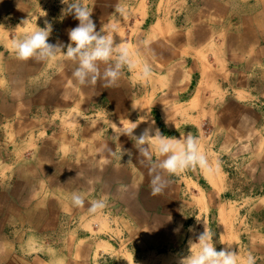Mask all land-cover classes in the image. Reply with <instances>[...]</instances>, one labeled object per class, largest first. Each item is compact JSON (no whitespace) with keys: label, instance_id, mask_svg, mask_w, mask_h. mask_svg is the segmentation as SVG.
<instances>
[{"label":"crops","instance_id":"obj_1","mask_svg":"<svg viewBox=\"0 0 264 264\" xmlns=\"http://www.w3.org/2000/svg\"><path fill=\"white\" fill-rule=\"evenodd\" d=\"M80 2L128 49L111 86L79 84L61 55H15L13 41L48 25L47 42L66 50L79 23L67 5L0 0V264H178L204 230L217 251L264 264V0ZM153 121L163 135L196 137L227 168L209 177L218 204L199 167L165 174L152 195L122 132L135 124L139 137ZM94 199L107 206L90 214Z\"/></svg>","mask_w":264,"mask_h":264},{"label":"clouds","instance_id":"obj_2","mask_svg":"<svg viewBox=\"0 0 264 264\" xmlns=\"http://www.w3.org/2000/svg\"><path fill=\"white\" fill-rule=\"evenodd\" d=\"M66 8L62 14L72 15L79 23L68 31L71 43H48L51 26L38 28L25 35L23 39L13 41L12 48L20 60L34 58L45 61L57 55L74 61L76 68L72 73L81 84H95L98 80L105 82V87L114 84L120 77L122 68L129 64V53L126 47L114 45L113 35L107 28L97 31L96 24L91 18V12L82 5L80 0H60ZM105 65L103 71L100 64ZM150 68L145 65L143 76H148ZM137 125L124 130L122 133L135 138L140 162L148 167L151 176L152 195H158L165 190L168 181L165 174L173 175L188 168L199 167L211 171L209 160L200 146L198 139L191 135L179 138L163 135L159 128L154 127V121L146 127L139 137L132 135ZM131 155V153H129ZM155 157V159H154ZM85 196L80 192L71 194V204L77 208L85 207ZM105 199H94L87 211L90 214L102 212L106 207ZM213 232L203 231L196 242L190 246L189 254L181 257L178 264H256L255 258L249 254L238 262L237 254L230 247L217 251L213 244ZM194 249V250H193Z\"/></svg>","mask_w":264,"mask_h":264},{"label":"rangeland","instance_id":"obj_3","mask_svg":"<svg viewBox=\"0 0 264 264\" xmlns=\"http://www.w3.org/2000/svg\"><path fill=\"white\" fill-rule=\"evenodd\" d=\"M206 153V152H205ZM207 158H208V160H209V164H210V166H211V171H208L207 170V173H205L204 174V176H206V177H201V176H199V181H198V183H199V186H200V188L204 191V193L207 195V196H209V203H210V205H212V206H214V204L216 203V204H218V198L216 197V196H213L212 195V186L210 187V185L209 184H211L210 183V179H209V177H211V176H215L216 178L217 177H220L221 176V174L219 173V171L221 172V173H226V169H223L222 171L220 170V168L218 167V163H217V159L216 158H214V156H208L207 155ZM223 168V167H222ZM204 173V172H203ZM212 173V174H211ZM207 174V175H206ZM210 180V181H209ZM214 184L215 183H213V184H211V185H213L214 186ZM222 199L223 198H220V200L222 201ZM224 199H233V198H224ZM236 198H234V200H235ZM219 200V201H220ZM237 201H239V200H237ZM211 210V212H210V214H209V222H210V226H212V224L214 223V221L216 220V213H214L213 212V210H215V209H210Z\"/></svg>","mask_w":264,"mask_h":264}]
</instances>
